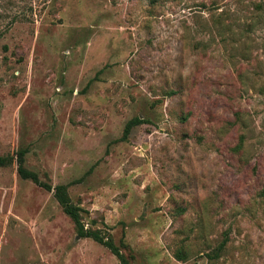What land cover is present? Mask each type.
<instances>
[{
  "label": "rangeland",
  "instance_id": "374dc122",
  "mask_svg": "<svg viewBox=\"0 0 264 264\" xmlns=\"http://www.w3.org/2000/svg\"><path fill=\"white\" fill-rule=\"evenodd\" d=\"M0 156V264H119L57 184L128 264H264V0H0Z\"/></svg>",
  "mask_w": 264,
  "mask_h": 264
},
{
  "label": "trees",
  "instance_id": "16d2710c",
  "mask_svg": "<svg viewBox=\"0 0 264 264\" xmlns=\"http://www.w3.org/2000/svg\"><path fill=\"white\" fill-rule=\"evenodd\" d=\"M140 121L141 120L138 119L137 117H134V118L128 120L124 124L123 131H122V137L127 135L128 131L132 125L140 123ZM21 154H22V151L20 150V151H18L17 156H16V162H17L16 172H17V174L21 178H27V179L31 180L33 183H35L39 186H42V187L49 190L50 186L48 184L40 181L33 171L27 170L22 166ZM8 160H9L8 157L0 156V165L6 164V162H8ZM52 193H53V197L55 198V200L59 204L63 213L65 215H67L69 217V219L72 221L75 232L79 237H90V238H92L94 241L105 246L117 258L119 264H128L124 255L120 252L119 248L112 242V240L110 238H103L96 230H91V229L83 227V224H82L81 218H80L81 209L78 206L71 203V201H70V199L66 193L65 186L63 184L55 185L52 188ZM222 243L223 242H221L218 247H221V245H223ZM175 257L178 260H182L184 258V255L177 253V254H175Z\"/></svg>",
  "mask_w": 264,
  "mask_h": 264
}]
</instances>
